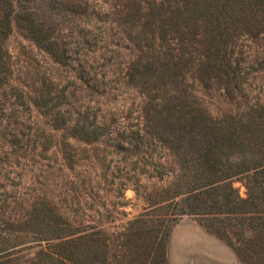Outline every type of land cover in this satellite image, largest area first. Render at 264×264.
I'll list each match as a JSON object with an SVG mask.
<instances>
[{
	"label": "trees",
	"instance_id": "16d2710c",
	"mask_svg": "<svg viewBox=\"0 0 264 264\" xmlns=\"http://www.w3.org/2000/svg\"><path fill=\"white\" fill-rule=\"evenodd\" d=\"M131 1L115 0L111 12L96 13L103 23L116 16L139 52L127 79L145 96V125L138 132L139 144L132 149L118 144V153L149 156V148L155 147L148 137H154L158 147L180 158V173L167 187L146 195L148 205L115 235L81 226L72 198L64 197L59 206L48 200L20 211L13 207L20 196L1 198L0 264H169L172 230L184 216L195 218L223 240L242 262L264 264V114L226 133L222 121L204 108L194 86L198 81L210 89L217 82L235 89L231 44L238 35L257 30L264 20V0H144L137 5ZM69 2L50 0L52 12L61 13V4ZM71 4L79 12L84 5L83 0ZM32 5L31 0H0L4 80L10 74L3 47L15 28L57 64L74 68L71 53L57 35L61 23L41 21ZM82 66L77 77L89 86ZM67 90L51 88L33 103L55 131H68L72 139L97 143L107 137L110 130L99 115L78 111L75 120L73 112L66 115ZM63 146L68 168L74 169L72 146L68 141ZM250 150L253 157L247 154ZM154 172L143 168L140 175L161 181L170 175L160 166ZM240 179L245 181V197L235 187Z\"/></svg>",
	"mask_w": 264,
	"mask_h": 264
},
{
	"label": "rangeland",
	"instance_id": "374dc122",
	"mask_svg": "<svg viewBox=\"0 0 264 264\" xmlns=\"http://www.w3.org/2000/svg\"><path fill=\"white\" fill-rule=\"evenodd\" d=\"M31 1L41 21L61 23L57 35L71 53L74 68L57 64L17 28L4 43L10 75L8 80L0 77V199L20 196L13 205L20 211L23 206L48 200L59 206L64 197L72 198L78 211L75 220L81 226L115 235L148 205L146 195L174 181L181 160L169 149L158 147L161 144L154 137H148L155 147L149 148V156L118 153V144L132 149L140 142L145 96L127 79L139 52L127 40L124 27L114 15L106 23L96 18L99 10L111 12L117 2L83 0L79 12L70 0L69 6L61 4V13H53L50 0ZM143 1L132 0L131 5ZM257 27L254 33L238 35L231 44V61L237 71L235 89L217 82L210 89H203L198 81L194 85L204 108L222 121L226 133L264 114V20ZM80 65L88 74L89 86L77 77ZM51 88L68 89L70 105L63 108L69 110L67 116L73 112L75 120L78 111H91L101 117L110 134L100 142L85 143L70 138L68 131H55L33 103ZM64 141L72 146L74 169L68 168L64 158ZM245 141L249 145L251 139ZM251 153L247 154L253 157ZM157 166L170 173L163 181L140 175L143 168L155 173ZM235 187L246 196L244 180H238ZM168 259L169 264H246L191 216H184L172 230Z\"/></svg>",
	"mask_w": 264,
	"mask_h": 264
}]
</instances>
